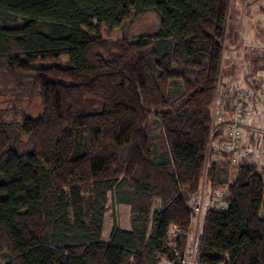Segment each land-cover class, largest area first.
Segmentation results:
<instances>
[{"label": "trees", "instance_id": "16d2710c", "mask_svg": "<svg viewBox=\"0 0 264 264\" xmlns=\"http://www.w3.org/2000/svg\"><path fill=\"white\" fill-rule=\"evenodd\" d=\"M231 3L0 0V264L170 261L167 232L182 254L203 180L228 198L203 210L196 262L264 264V165L231 181L229 163L208 166ZM146 15L154 27L129 34ZM109 201L128 228L112 212L103 241Z\"/></svg>", "mask_w": 264, "mask_h": 264}, {"label": "rangeland", "instance_id": "374dc122", "mask_svg": "<svg viewBox=\"0 0 264 264\" xmlns=\"http://www.w3.org/2000/svg\"><path fill=\"white\" fill-rule=\"evenodd\" d=\"M127 22L130 21L128 20ZM155 23L156 21L154 17H152L151 15H146L140 18L138 21L130 23L127 27L128 33H136L137 35H139L144 31L152 29ZM106 33H108V35ZM227 34L228 35L225 39L223 56L221 60V69L222 71H227L228 69L232 68V72L230 71L231 73L228 72L226 75H224V77H222L221 83L224 84V87H222L223 85L218 87V99H216V101H219V97H222L221 99L225 101V103H227V98L225 97L227 94L225 95V90L229 89L227 88L229 87V85H239L240 87H245L246 89H248L249 85H242L240 81H242L244 78H248L249 83L252 84V80L255 77L257 79L255 84H261L262 82H264V1L232 0L230 11L228 13ZM123 36L124 32H122L119 28H113L111 32H105L104 37L110 41H117L121 40ZM125 39L127 38L125 37ZM127 40L129 41V39ZM65 60V57H60L59 59H57V61H59L60 63L65 62ZM216 101L214 106L216 108H219V106L216 104ZM250 103L252 109L254 110L253 113L258 114V120L252 122L250 128L247 129V126L245 127L246 130L244 129V132L246 136H244V139L246 140V143H250L252 141L254 144H257L258 142L264 143V102L256 103L251 100ZM5 105V98L0 97V107H5ZM226 108L227 110L224 111L225 114H223L222 116L224 117V119H230L232 114L230 111H228L229 107L227 106ZM27 112L29 114L32 113L33 115L39 112V103L36 98L28 102ZM220 125L225 124H218L216 119L212 115L211 128H217ZM215 145L217 146V154H219V150L228 147L227 145L222 146L221 144H218V142ZM248 147L250 146H243V149H247ZM254 148L256 147L254 146ZM261 151H264V149H261ZM261 151L255 150V156L253 157L254 160L251 161L245 160V158H241L238 156L236 157L241 160H234L233 157H231V160H229L228 164L230 167L227 168V176L229 181H231V179L233 178L237 167L241 165V163H244V161H249L248 165H254V162H256L258 165H264V153L262 154ZM210 158L211 159H208V166L214 165L215 163L220 161L222 164H226V162L223 163V161L221 160V156L218 157L217 155H214ZM207 182L208 180L206 181V185H204L205 190L206 188H208ZM200 190L201 185L197 194L200 192ZM112 212L116 214L119 226L124 229L128 228L129 207L125 205L112 206L111 201H109L107 204V210L104 215L102 233L103 241L107 240V236L111 229L110 215ZM195 220L196 218H194L192 221V229L190 235H193L195 232L198 234V232L200 231V223L198 224V227H196V225L194 224ZM188 246L192 247V243L189 242ZM192 257L194 260H196L195 253L192 255ZM190 259L192 261L191 257ZM159 264L172 263L165 259H161Z\"/></svg>", "mask_w": 264, "mask_h": 264}, {"label": "built area", "instance_id": "2783aa9c", "mask_svg": "<svg viewBox=\"0 0 264 264\" xmlns=\"http://www.w3.org/2000/svg\"><path fill=\"white\" fill-rule=\"evenodd\" d=\"M256 80L257 79L255 77L252 80L253 83H249L248 89H246L245 87H240L239 85H229V87H227L229 89L225 90V95L227 94L225 96L227 98V103H225V101L221 99L222 97H219V101H216V99H218V96H216L215 101L219 108H216L214 106V102L212 115L214 116L218 124L225 125H220L217 128H212L208 148V151L211 154L208 155V159H211L210 157L217 155L218 157H222L221 160L223 161V163H229L231 157H233L234 160H241L236 156L251 161L254 160L253 157L255 156V150L261 151V149H264L263 142H258L257 144H254L253 141L250 143H246V140L244 139V136H246L244 132V129L246 130L245 127L247 126V129L250 128L252 122L258 120V114L253 113L248 103L251 100L256 103L264 102V82H262L261 84H255ZM227 106L229 107L228 111H230L232 114L230 119H224V117L222 116L223 114H225L224 111L227 110ZM215 133H218L217 137H214ZM217 142L222 146H228L224 149L219 150V154H217L216 152L217 146L215 144ZM243 146L250 147H248L247 149H243ZM254 146L257 149L254 148ZM261 153L263 154L264 151H261ZM248 162L244 161V163L241 164L248 165ZM255 163L256 162H254L253 164ZM217 164L221 165L222 163L220 161L215 163V165ZM250 165L251 164H249V166ZM204 185H206L205 180L202 181L200 192L197 195L193 196L190 202L192 213L194 215V218H196L194 223L196 227H198V224L200 223V217L205 208H207L208 206H212L216 209V211L223 212L226 208L225 200L228 198V192L226 189L227 186L225 184L213 189L208 187L206 188V190ZM177 234L178 230L173 226H171L167 232V246L170 247V252L172 253V260H170L169 262L172 264H196L197 262L193 259L192 255L195 253L197 233L195 232L193 235H189L187 237V249L182 254L178 253V251L174 247V241L177 237ZM189 242L192 243V247L188 246ZM190 257L192 258V261Z\"/></svg>", "mask_w": 264, "mask_h": 264}, {"label": "crops", "instance_id": "0c3cea01", "mask_svg": "<svg viewBox=\"0 0 264 264\" xmlns=\"http://www.w3.org/2000/svg\"><path fill=\"white\" fill-rule=\"evenodd\" d=\"M257 51V50H256ZM108 237V236H107Z\"/></svg>", "mask_w": 264, "mask_h": 264}]
</instances>
